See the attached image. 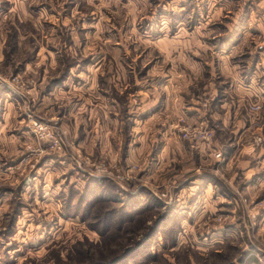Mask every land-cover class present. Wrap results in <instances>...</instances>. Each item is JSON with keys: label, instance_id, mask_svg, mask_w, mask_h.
<instances>
[{"label": "rangeland", "instance_id": "1", "mask_svg": "<svg viewBox=\"0 0 264 264\" xmlns=\"http://www.w3.org/2000/svg\"><path fill=\"white\" fill-rule=\"evenodd\" d=\"M0 264H264V0H0Z\"/></svg>", "mask_w": 264, "mask_h": 264}, {"label": "built area", "instance_id": "2", "mask_svg": "<svg viewBox=\"0 0 264 264\" xmlns=\"http://www.w3.org/2000/svg\"><path fill=\"white\" fill-rule=\"evenodd\" d=\"M34 126H33V133L35 134V135H37V134H40V135H42V131L45 129L44 128V126H41V124H39V123H37V124H33ZM47 130V129H46ZM204 137L205 138H209L208 137V135H204Z\"/></svg>", "mask_w": 264, "mask_h": 264}, {"label": "trees", "instance_id": "3", "mask_svg": "<svg viewBox=\"0 0 264 264\" xmlns=\"http://www.w3.org/2000/svg\"><path fill=\"white\" fill-rule=\"evenodd\" d=\"M156 227H157V224H156V225H155V227L152 229V232H151V234H154V233H156V231H157Z\"/></svg>", "mask_w": 264, "mask_h": 264}, {"label": "crops", "instance_id": "4", "mask_svg": "<svg viewBox=\"0 0 264 264\" xmlns=\"http://www.w3.org/2000/svg\"><path fill=\"white\" fill-rule=\"evenodd\" d=\"M260 5V4H259ZM260 19V18H259ZM248 25H249V23H248ZM251 27H254V25H253V23H251ZM245 29V28H244ZM260 58V57H259Z\"/></svg>", "mask_w": 264, "mask_h": 264}]
</instances>
